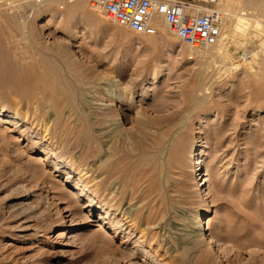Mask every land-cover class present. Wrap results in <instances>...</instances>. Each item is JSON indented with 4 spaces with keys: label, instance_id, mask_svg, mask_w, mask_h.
Returning a JSON list of instances; mask_svg holds the SVG:
<instances>
[{
    "label": "rangeland",
    "instance_id": "rangeland-1",
    "mask_svg": "<svg viewBox=\"0 0 264 264\" xmlns=\"http://www.w3.org/2000/svg\"><path fill=\"white\" fill-rule=\"evenodd\" d=\"M4 1L0 0V5ZM70 1L59 0L60 4L55 6L52 16L50 12H40L41 3L21 0L17 10L21 20L15 33L25 46L36 40L37 48L52 55L58 63L63 74L61 81L71 85L74 98V105H67V113L74 107V111L80 114L79 118L91 123L89 125L97 134L103 133L115 120V126L111 128L116 132L112 142L94 148L97 151L91 161L99 164L111 159L127 164L141 157L159 158L161 183L166 192L159 196L156 193L150 195L149 201L157 198L153 200V207L159 206L152 213L143 210L142 201L147 189L142 184L134 185L132 190L127 188L123 199L117 197L111 201L116 205L113 210L117 205L124 210L130 205L135 207L134 213L139 221L133 237L124 239L126 243L121 245L124 234L115 235L110 217L106 218L108 208L98 203L100 199H96L91 209L83 210L86 221L75 215L79 218L77 226L70 228L68 219L62 228L52 229L51 222H58L62 212L65 215L79 212L86 198H81L74 205L71 198L76 190L71 180L66 181L64 174H54L52 178L50 172L40 175L39 188L47 192L44 196L48 195L49 200L37 202L32 197L22 201L38 207L39 217L31 224L36 223L41 225L42 231L47 230L35 239L22 241L0 234V256L20 258V262L25 258L26 262L36 261L38 264H87L93 259L96 246L86 247L79 240L98 232L101 225L102 234L112 239V249L119 246L134 249V242L142 239V246L151 253L152 259L139 253L134 260L137 264H154L152 260L161 264H255L264 253V79L259 83L249 77L247 65L263 58L264 49L255 47L253 50L250 45L249 49V46L245 48L234 43L231 55L222 60L212 55L216 51L214 46L209 48L211 54L201 59L170 32L142 36L121 29L91 6L93 0L83 8L86 13H94L96 20L90 21L74 8L68 11V5L75 4ZM221 6L217 5L216 10ZM227 12L232 14V21L237 14H248L255 24L252 34L259 35L264 28V16L250 9L246 0H233ZM57 45H64L65 49L56 50ZM163 55L167 60L162 59ZM242 55H246L245 58ZM74 67L83 68L82 72L78 75ZM202 70L203 79H206V88L203 89L197 85L198 74ZM159 72H162L160 77L147 84ZM150 87L155 88L154 92L142 98L141 92H148ZM108 89H114L111 98L108 97ZM1 91L7 96L13 94L9 88ZM201 102L205 104L201 105ZM8 106L11 112H15L12 102ZM24 111L25 108L20 113L22 118ZM8 120L0 123V207L7 197L12 204L22 202L14 199L18 187L26 185L34 191L36 183L28 181L26 171L34 168L42 156V153L31 151L29 136L20 133L23 127L15 128ZM199 140L206 154L209 189L213 194L210 204L203 203L200 193L195 190L203 177L201 171L191 177L193 170L200 169L197 161L191 165L192 150ZM112 183H115L113 186L118 184ZM208 209L211 215L206 235L213 233L217 246L206 243L196 234L187 237L194 222L205 216ZM155 233L158 235L152 237ZM42 235L49 240L40 237ZM64 235H76L75 240L80 242L71 248L75 254L71 263L68 253H55L69 249L59 247L60 237ZM235 239H240V243ZM251 242L255 246L252 247ZM218 246L221 247L220 252Z\"/></svg>",
    "mask_w": 264,
    "mask_h": 264
},
{
    "label": "bare ground",
    "instance_id": "bare-ground-1",
    "mask_svg": "<svg viewBox=\"0 0 264 264\" xmlns=\"http://www.w3.org/2000/svg\"><path fill=\"white\" fill-rule=\"evenodd\" d=\"M20 1L21 0H5L0 5V123L3 122L4 119H9L8 123H10L15 128L22 126L23 129L20 133H22V135L27 134L29 136L28 141L30 143L31 151L42 153V156L38 158V164L34 168L26 171V178L28 179V181L36 183V185L34 186V191L31 190L32 188H27L26 185L18 187V192L16 191L17 196L14 199H17L19 201L20 199L21 201L22 199L24 201H28L33 197L35 199L33 201L37 202L47 199L48 195L44 196V194H47V192H45V190H43L42 188L41 190L39 188L40 185L38 184V181L40 175L42 177V175H47V173L50 172L49 175L52 178L54 174H64L66 177V181L71 180L72 184L75 187L74 189L76 190V192H74L72 195L73 197L71 198L72 203H74V205L78 204V200H80L81 198H86V203L83 204L84 206L80 207V210L77 213L71 212L70 215H65L64 212H62L58 222H51L50 225H52V229H60L63 227V224L68 221H70L69 223H71L70 228L75 227L79 223L76 222V220H79V218H82L86 221L87 216L85 215L83 210L86 208L91 209L93 206H95L96 199H100L98 203L108 208L106 218L110 217L111 225L116 233L115 235H118L119 233L120 235L124 234V238L121 243V245H123L124 243H126L124 239L133 237V230L136 228L137 223L139 222L138 217H136V212L134 213V211H136L135 207L133 208L130 205L128 209L124 210L123 208L121 209L120 205H117L116 210H113L114 206L116 205H113L111 201H115L117 197L123 199L126 196L124 192L127 188L132 190V188H134V185L136 186L138 184H142L143 186H146L147 189L145 191L146 196H142V203H144L143 210L147 209L149 213L153 210L156 211L159 206L155 207V210L152 203L153 200L157 198H152L153 200H150V202V195L156 193L158 194L157 196H159V194L162 195L166 192L163 190L164 188L162 187L163 185L161 183V165H159V158L156 159L155 157H141L134 163L127 164L122 161H115L111 159L102 161L99 164L97 162L91 161L97 151V149L95 151L94 148H96L98 145H102L103 147L104 143L109 144L110 142H112V138L114 137V134L116 132L114 133L111 128L115 126V120H112V124L107 126L103 133L97 134L94 132L92 126L89 125L91 123L88 122L89 124H87L81 118H79L80 114L78 115L74 111V107L69 109V111H71L68 112L69 115L67 116V105L71 104L72 99L74 98H72L71 85L66 83L67 81H61L62 78H60V76H63V74H61V71L58 68L59 66H57L58 63H55V61L51 57L52 55L50 56L48 54H45L43 53L44 51L39 50V47L37 48L36 40H32L33 42L30 44V46H27V44L25 46L22 42V38L15 33L17 32L16 30L18 29L21 20L19 18L20 14H17ZM35 1L36 3H41V5L39 6L41 13L50 12L52 16H54L53 11L55 10V6L60 4L58 2L59 0ZM88 1L89 0H71L69 3L75 2V4L73 6L68 5L69 7L67 9L69 11L70 9L74 8L76 11H80L82 12V14H85L90 21H95L96 18L94 17V13H86L83 10L85 4H87ZM232 1L233 0H220V3L218 4L219 6H221V2H223L221 8H219L217 11L221 15V18L216 27L218 33L217 44L214 45L216 51L215 53H212V55L218 58H222V60L227 59L231 55L230 50L232 49V44L234 43H237L239 46L245 48H248L247 46L250 45L252 49L254 48L253 50L258 47H260V49H264V28L261 30V33L259 35L252 34L251 29L255 26V24L252 23L251 19L248 18V14H237V16L234 15L236 18H234V21H232V14L230 12H227ZM246 4L250 9L258 11L259 16H264V0H246ZM91 6L93 7V4H91ZM157 27L159 32H170L174 38L179 39L175 34L171 32L170 25L164 18H159L157 20ZM184 46L186 45L184 44ZM207 48H203L205 49L203 50V52H200L199 50L195 51L191 48L189 49L199 55L201 59H205L207 58L206 56L211 54V50H209L210 47ZM55 49L64 50L65 48L64 45H57ZM245 56L246 55H242L241 57L245 58ZM162 59L167 60V58H165V55L162 56ZM73 65L74 64H72V66ZM76 68L79 75V73L82 72L83 68ZM247 69L250 71L249 77L253 78V80H255L256 82H262L264 79V57L259 58L256 61H251L247 65ZM161 73L162 72L157 73L156 77L154 76L155 78L150 79L147 84L151 83V81L154 79H158ZM203 73V70L199 71L197 80L198 87L202 89L206 88V83L204 82L206 79H203ZM69 81L72 80L70 79ZM72 84L74 85V83ZM2 88L11 89L13 91V94L10 96L8 95V97L5 94L6 92L4 93V91H1ZM154 89L155 88L151 89V87L147 88L148 92L146 91L145 93L142 91L140 96L142 98H145L147 96V93L154 92ZM107 93L108 97H113L114 89H108ZM13 98L17 101L13 100ZM116 99L119 100V97L116 96ZM11 102L15 105V112H11L9 110L8 105ZM201 103V105L205 104V102ZM23 108H25V111L22 113L24 115V118H22L20 115ZM204 155L206 154H204L201 141L199 140L197 145L192 150L191 165H193L195 161H197L199 162L200 169L193 170L191 173V177H193V175L197 171H201L203 177L200 179V184H198V186H195V190L200 193L201 201L203 203L210 204L213 194L209 189L210 179L209 173H207L208 169L204 159ZM102 175H104V177L100 178L102 177ZM112 182H118V184L113 186L115 183L113 184ZM111 183L113 187H111ZM42 184L44 183L42 182ZM36 192H40V194H34ZM136 192L133 193L135 194ZM103 196L105 197L103 198ZM164 198L165 197L163 196V199ZM4 199L5 200L0 207V234L9 235L6 237H15L17 241L31 238L35 239L39 237V233L44 234L47 229L42 231V228L40 227L41 225L39 226L36 223L31 224L33 223V221H35V219L39 217L37 215L39 212L38 207L33 206L29 202L28 204H25L24 201H22L21 203L17 202V204H12L9 201L8 197ZM163 199H161V201ZM159 204L160 203H158V205ZM112 211L114 212L111 213ZM67 212L69 213V210H65V213ZM210 212V209H208L205 216L199 217L197 219V222H194V225L192 226L193 230L190 234L187 235V237H191V235L196 234L197 237H201V239L206 240V243L208 241V244L217 246L216 236L213 235V233L206 235V232L208 231V228H206V226L210 221ZM39 214L41 216L42 212ZM75 215H79V218H75ZM98 227L100 228L98 232L96 231V233L92 236L90 235V237L88 236V238L86 237L79 240L81 241V244L85 246L94 245L99 249L97 250L94 247V253L91 257L93 259L87 262V264H137V262H135L134 260H137L139 253L152 259L151 253L146 251L145 247L142 246L143 241L141 238H138L134 242L136 244L135 247L137 248L134 247V249L132 248L130 250H127V248H122L118 245L119 247L112 249V239H108L105 235L102 234L103 228L101 225H99ZM127 230L130 231L126 233L125 231ZM155 235H158V233L153 234L152 237H154ZM40 237H43V235ZM43 238L49 240V238H45V236ZM75 238L76 235H64L60 237L61 242L59 243V247L69 249H66V251L59 250L55 252L58 255H67L68 253V255L70 256V263L74 260L75 257V254L74 252H72L71 248H75V245L77 246V243L80 244V242L78 240H75ZM234 241L238 244L240 243V239H235ZM41 243H46L47 245V242L42 241ZM253 246L255 245L253 244L252 247ZM220 251L221 247L218 246V252ZM260 258V260L256 259L257 262L255 264H264V253ZM19 259L14 257L10 258V256L8 257L7 255H1L0 264L36 263V261L32 263L26 262L25 258L24 262H20ZM42 259L44 260V257ZM42 259H40V262L42 261ZM30 260L32 261V259ZM84 260L86 261V259ZM152 262L154 264H161V262L157 260H152ZM55 263H58V261ZM249 264L254 263L252 262Z\"/></svg>",
    "mask_w": 264,
    "mask_h": 264
},
{
    "label": "built area",
    "instance_id": "built-area-1",
    "mask_svg": "<svg viewBox=\"0 0 264 264\" xmlns=\"http://www.w3.org/2000/svg\"><path fill=\"white\" fill-rule=\"evenodd\" d=\"M218 0H93V8L121 29L142 36H158L157 20L164 18L170 30L193 50L217 44L221 15Z\"/></svg>",
    "mask_w": 264,
    "mask_h": 264
}]
</instances>
